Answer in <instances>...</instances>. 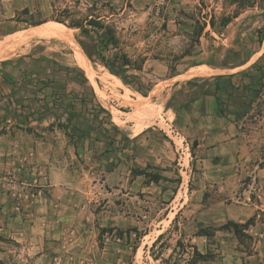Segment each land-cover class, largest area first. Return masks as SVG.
I'll list each match as a JSON object with an SVG mask.
<instances>
[{"label":"rangeland","instance_id":"rangeland-1","mask_svg":"<svg viewBox=\"0 0 264 264\" xmlns=\"http://www.w3.org/2000/svg\"><path fill=\"white\" fill-rule=\"evenodd\" d=\"M235 6L232 0H0V41L64 20L66 9L72 14L67 22L105 17L120 32L123 51L133 60L144 58L142 70L132 72L139 84L152 85L143 97L92 63L94 76L85 84L71 51L56 40L31 42L0 61V113L12 118L3 117L9 129L0 134L18 129L31 114L47 113L60 94L64 105L73 93L90 91L119 129L98 130L87 116L99 140L76 143L78 155L66 136L70 153L56 161L65 174L55 177L50 190L47 231L20 239L24 244L0 237L1 247L9 244L3 249L10 256L6 264H186L190 246L206 255L197 264H264V226L252 228L264 224L263 214L249 216L241 208L257 182L251 189L253 177L238 171L242 165L264 167V77L249 70L259 58L264 70V38L259 42L258 33L264 36V11L244 8L224 28L207 26L198 43L193 33L196 22L218 21ZM68 29L76 40L79 31ZM219 75L233 77L215 80ZM51 124L46 129L57 125ZM31 126V134L40 129ZM207 139L205 146L229 143L230 159L220 152L203 169L206 147L199 146ZM16 155L29 159L27 153ZM147 165L146 177L132 172ZM229 165L231 177L224 174ZM5 175L14 177L15 171ZM154 175L165 180L153 183ZM18 176L27 180L26 194L36 192L30 174ZM248 221L238 234L227 226Z\"/></svg>","mask_w":264,"mask_h":264},{"label":"crops","instance_id":"crops-1","mask_svg":"<svg viewBox=\"0 0 264 264\" xmlns=\"http://www.w3.org/2000/svg\"><path fill=\"white\" fill-rule=\"evenodd\" d=\"M0 117H2L0 129L6 127V122L12 120L10 116L5 117L2 113H0ZM3 117H5L6 122L3 121ZM54 121L53 117L51 119L46 117L32 123L40 127L39 130L37 129L38 131L36 130V134H29L16 128H12L7 134H0V237L2 239L10 237L16 243L20 241L21 244H24L21 240L29 234L45 233L47 231L45 220L49 218L47 211L51 207L52 197L54 196L50 190L54 186L55 177L65 174V169H57L56 161L61 163L65 150L67 152L70 151V145H68V140L63 130L57 126L46 129ZM6 129L9 128L6 127ZM208 142L209 139L203 141L199 146L206 147L204 149L206 153L200 159L203 169L206 162H214L220 152L226 153L227 157L231 154L229 143L223 142V144L218 146H205ZM22 152L30 155V157L28 155V160H20L18 155H16ZM10 153L12 157L7 155ZM226 156L223 157V160L226 159ZM228 158L230 159V157ZM11 170L15 171L14 177L5 175ZM22 171L23 173L26 171L28 175H31L33 182L37 186L36 192L26 194L28 193L27 180L23 178L22 180H17V177L19 178L18 175ZM231 171L232 168L229 165L225 167L224 174L227 172L229 177H231ZM238 171L241 175L245 174L253 177V183L250 185L251 189L257 182L253 194L245 198L246 201H243L241 208L245 209L249 216H254L255 213L257 214L256 216H259L262 213L264 217V192L260 193L261 188L264 187V167L254 165L252 167H244L242 165ZM258 185H260V189H258ZM257 189L258 191H256ZM263 226L264 224L262 223H256L252 228L261 229ZM1 244L4 246H0V264H6L10 256L7 255L9 251L5 252L3 249H8L9 244L7 242ZM30 245L35 246L33 242H30ZM31 246H26V248L31 249L29 248Z\"/></svg>","mask_w":264,"mask_h":264},{"label":"trees","instance_id":"trees-1","mask_svg":"<svg viewBox=\"0 0 264 264\" xmlns=\"http://www.w3.org/2000/svg\"><path fill=\"white\" fill-rule=\"evenodd\" d=\"M233 4H235L236 8L233 11V14H224L219 17V20H215L214 17L206 22H196L194 27V35L195 42H199V38L202 35L204 29L208 26L210 29H214L216 26L224 28L229 24L233 19H235L244 8H257L264 11V0H232ZM52 6V4H51ZM67 13L64 20L55 19L51 22H56L59 24H63L66 28L77 29L79 31V35L76 37L75 43L77 46L83 51L90 64H99L104 67L109 74L116 77L121 83L125 86L130 87L135 92L140 94L143 97H147V93L152 89V85L148 84L146 87H143L139 84L138 77L132 72H140L142 70V66L144 63V58L139 59H131L126 52L123 51L122 41L120 37V32L117 27L111 23H108L103 16H94V15H86L83 18L76 20L67 19L72 14L68 9L64 10ZM46 23V22H43ZM43 23H39L36 26H39ZM259 33V42H262L264 36L262 30H258ZM84 39H87L86 42ZM260 58L251 65L249 70H253L256 68L259 76L261 78L264 77V70L258 67ZM91 64V65H92ZM60 68L63 66H59ZM93 67V66H92ZM64 69L67 72H70L72 69L64 66ZM77 74L82 78L85 84H88L87 75L81 70H76ZM233 75H219L214 79H230ZM249 83V88L251 89L253 85V79ZM187 83H190L189 81ZM261 85V84H259ZM46 85L43 84L42 87ZM63 94H60L53 98L51 106L46 111L51 114L57 123V127L64 131L65 135L69 138L71 142H73V147L75 149V154L78 155L77 144L78 142H89L91 138L95 141H98L97 135H92L94 132V128L89 123L87 116H90V119L96 121L98 123V130L105 129L104 125L112 127L115 131H119L118 127L111 122L110 112L105 109L102 105H100L94 93L90 91V93H86L81 95V97H77L76 94H72L69 102L66 104H61L60 99ZM68 95V94H67ZM66 96V95H65ZM218 104V112L222 114L224 110H222V104L220 102ZM47 113L38 112V115L34 117L32 114L23 119V122L17 124V128L20 130H24L27 133H32L31 124L34 122H38L41 119L46 117ZM29 125L24 128V125ZM52 126V124H51ZM148 165L146 168L133 169V173L135 176H147L146 170L148 169ZM160 180H165V178L161 175H154L150 178V181L153 183H157ZM251 225L248 221L245 224H237L233 222H229L227 226L232 228L236 233H239V229L242 232L246 231L247 227ZM196 236H204L208 237L207 234L198 233ZM249 238V236H247ZM155 243H153L154 245ZM192 247V252L189 254V259L186 261V264H197V260L204 259L206 255L201 254L197 251L195 246Z\"/></svg>","mask_w":264,"mask_h":264},{"label":"bare ground","instance_id":"bare-ground-1","mask_svg":"<svg viewBox=\"0 0 264 264\" xmlns=\"http://www.w3.org/2000/svg\"><path fill=\"white\" fill-rule=\"evenodd\" d=\"M44 40H56L66 45L68 47V50L71 51V57H69L70 61L73 64H76L80 69H82L89 78H93L94 74L93 76L91 74V64L83 51L75 43L69 29L62 24L55 22H47L30 29L18 30L11 34L7 39L0 41V61H4L14 57L18 51H20L23 47L27 46L31 42ZM193 72L196 73L195 71ZM197 74H199V72ZM197 74L193 75L196 76Z\"/></svg>","mask_w":264,"mask_h":264}]
</instances>
